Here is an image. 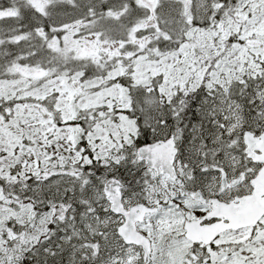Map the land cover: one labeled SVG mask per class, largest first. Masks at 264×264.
<instances>
[{
  "label": "snow or ice",
  "instance_id": "1",
  "mask_svg": "<svg viewBox=\"0 0 264 264\" xmlns=\"http://www.w3.org/2000/svg\"><path fill=\"white\" fill-rule=\"evenodd\" d=\"M0 264H264V0H0Z\"/></svg>",
  "mask_w": 264,
  "mask_h": 264
}]
</instances>
